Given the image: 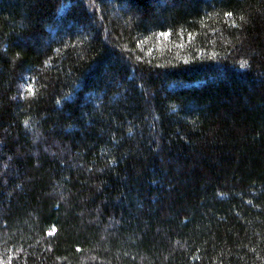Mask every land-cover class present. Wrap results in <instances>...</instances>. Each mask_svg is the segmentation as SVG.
I'll list each match as a JSON object with an SVG mask.
<instances>
[{
	"label": "trees",
	"instance_id": "obj_1",
	"mask_svg": "<svg viewBox=\"0 0 264 264\" xmlns=\"http://www.w3.org/2000/svg\"><path fill=\"white\" fill-rule=\"evenodd\" d=\"M0 264H264V0H0Z\"/></svg>",
	"mask_w": 264,
	"mask_h": 264
},
{
	"label": "snow or ice",
	"instance_id": "obj_2",
	"mask_svg": "<svg viewBox=\"0 0 264 264\" xmlns=\"http://www.w3.org/2000/svg\"><path fill=\"white\" fill-rule=\"evenodd\" d=\"M226 15H231V14L229 13V14H226ZM241 66L243 67L244 65L242 64ZM27 92L31 93V92H33V89L31 87H28L27 88Z\"/></svg>",
	"mask_w": 264,
	"mask_h": 264
}]
</instances>
